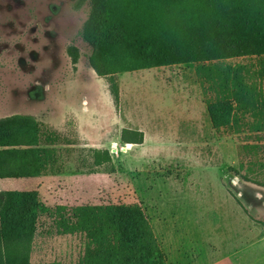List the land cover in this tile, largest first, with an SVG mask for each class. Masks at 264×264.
Wrapping results in <instances>:
<instances>
[{"label":"rangeland","instance_id":"rangeland-1","mask_svg":"<svg viewBox=\"0 0 264 264\" xmlns=\"http://www.w3.org/2000/svg\"><path fill=\"white\" fill-rule=\"evenodd\" d=\"M103 5L0 0V143L25 138L56 149L55 166L41 176L0 178V201L31 192L50 208L38 222L30 264H102L116 245L106 231L110 218L130 207L162 242L156 226L166 218L156 211L168 196L218 188L219 177L223 208L239 211L238 220L248 218L242 189L264 194V101L243 99L241 126L223 129L212 119L222 62L249 60L220 61L236 24L217 13L220 2L188 0L159 29L130 12L118 25L127 52L156 56L159 65L111 75L97 68L105 52ZM243 28L250 38V26ZM124 130L143 132V142H124ZM252 211L256 230L264 212Z\"/></svg>","mask_w":264,"mask_h":264},{"label":"trees","instance_id":"trees-1","mask_svg":"<svg viewBox=\"0 0 264 264\" xmlns=\"http://www.w3.org/2000/svg\"><path fill=\"white\" fill-rule=\"evenodd\" d=\"M218 1L220 11L216 10L217 13L236 21L232 33L224 42L230 51L222 54L220 61L231 55L249 59L248 62H222L220 74L225 77L218 82L215 96L217 103L211 109V114L215 125L224 129L235 124L241 126L238 121L240 113H245L244 98L264 101V0ZM187 3L188 0H104L100 12L105 15V29L100 32L99 38L105 52L97 64L100 74L111 75L138 67L159 65L156 56L134 58L128 53L126 40L118 34V25L126 15L134 12L144 26L159 29L169 21L172 9L186 6ZM244 25L251 28L250 38L241 36ZM99 26L96 23V27ZM252 39L254 42L250 45ZM115 86L113 83L117 93ZM209 89L213 90L212 87ZM247 90L250 94L246 93ZM206 92L210 95L209 90ZM257 110L261 112L260 107ZM260 123L254 122L255 129H260ZM143 137L141 131L124 130L121 138L128 143H142ZM0 147H4L0 149V178L23 174L38 177L55 166L56 149L42 147L29 139L21 138L14 142L6 137V142L0 143ZM3 199L0 201V258L6 261L2 264H30L38 222L50 208L44 206L38 196L31 192H12L3 196ZM58 209L62 210L64 206ZM110 219L106 231L116 245L107 248V257L102 264H169L139 208L116 211Z\"/></svg>","mask_w":264,"mask_h":264},{"label":"crops","instance_id":"crops-1","mask_svg":"<svg viewBox=\"0 0 264 264\" xmlns=\"http://www.w3.org/2000/svg\"><path fill=\"white\" fill-rule=\"evenodd\" d=\"M218 184V188L199 194H172L164 208H156L157 214L166 218L165 222L159 220L156 228L169 264H264V228L254 233L264 226V218L255 230L254 220L248 216L254 214L252 210L264 212V194L252 191L253 186L243 188L241 197L249 208H245L248 218L238 220L239 211L223 208L221 177ZM258 199H263L262 203Z\"/></svg>","mask_w":264,"mask_h":264}]
</instances>
